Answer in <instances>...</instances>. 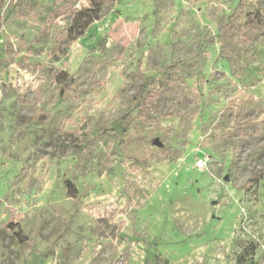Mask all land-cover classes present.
<instances>
[{
    "label": "rangeland",
    "instance_id": "rangeland-1",
    "mask_svg": "<svg viewBox=\"0 0 264 264\" xmlns=\"http://www.w3.org/2000/svg\"><path fill=\"white\" fill-rule=\"evenodd\" d=\"M0 264H264V0H0Z\"/></svg>",
    "mask_w": 264,
    "mask_h": 264
},
{
    "label": "trees",
    "instance_id": "trees-1",
    "mask_svg": "<svg viewBox=\"0 0 264 264\" xmlns=\"http://www.w3.org/2000/svg\"><path fill=\"white\" fill-rule=\"evenodd\" d=\"M93 9L95 8L84 7L76 12L75 17L73 18L72 26L70 27V30L75 33V36L80 35L85 27L99 17L98 10L95 9V11Z\"/></svg>",
    "mask_w": 264,
    "mask_h": 264
},
{
    "label": "built area",
    "instance_id": "built-area-1",
    "mask_svg": "<svg viewBox=\"0 0 264 264\" xmlns=\"http://www.w3.org/2000/svg\"><path fill=\"white\" fill-rule=\"evenodd\" d=\"M197 165H198V167H202V165H203V163H202V159H198L197 160Z\"/></svg>",
    "mask_w": 264,
    "mask_h": 264
},
{
    "label": "water",
    "instance_id": "water-1",
    "mask_svg": "<svg viewBox=\"0 0 264 264\" xmlns=\"http://www.w3.org/2000/svg\"><path fill=\"white\" fill-rule=\"evenodd\" d=\"M158 142V140L157 139H154V143H157Z\"/></svg>",
    "mask_w": 264,
    "mask_h": 264
}]
</instances>
